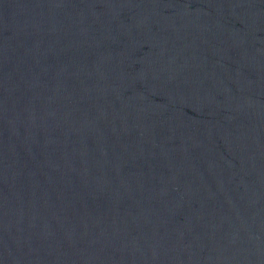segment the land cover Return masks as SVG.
<instances>
[{
	"label": "water",
	"instance_id": "1",
	"mask_svg": "<svg viewBox=\"0 0 264 264\" xmlns=\"http://www.w3.org/2000/svg\"><path fill=\"white\" fill-rule=\"evenodd\" d=\"M0 264H264V0H0Z\"/></svg>",
	"mask_w": 264,
	"mask_h": 264
}]
</instances>
